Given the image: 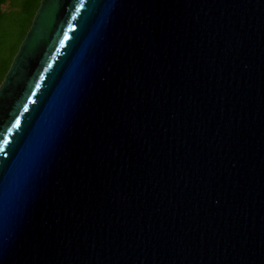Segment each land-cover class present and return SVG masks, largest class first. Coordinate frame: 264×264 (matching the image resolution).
I'll return each mask as SVG.
<instances>
[{"label": "water", "instance_id": "95a60500", "mask_svg": "<svg viewBox=\"0 0 264 264\" xmlns=\"http://www.w3.org/2000/svg\"><path fill=\"white\" fill-rule=\"evenodd\" d=\"M10 264H264V0H42L0 85Z\"/></svg>", "mask_w": 264, "mask_h": 264}, {"label": "trees", "instance_id": "16d2710c", "mask_svg": "<svg viewBox=\"0 0 264 264\" xmlns=\"http://www.w3.org/2000/svg\"><path fill=\"white\" fill-rule=\"evenodd\" d=\"M40 4L41 0H0V85L32 24ZM25 13L29 15V25L24 30L18 45L9 51L7 47L9 33L13 30L14 22Z\"/></svg>", "mask_w": 264, "mask_h": 264}, {"label": "rangeland", "instance_id": "374dc122", "mask_svg": "<svg viewBox=\"0 0 264 264\" xmlns=\"http://www.w3.org/2000/svg\"><path fill=\"white\" fill-rule=\"evenodd\" d=\"M29 20H30L29 15L25 13V15L23 14L20 15V17L14 22L15 25L13 27V30L10 31L9 37L7 40V47L9 51L18 45V42L20 41V38L22 37L24 30L29 25Z\"/></svg>", "mask_w": 264, "mask_h": 264}, {"label": "snow or ice", "instance_id": "6c2138e0", "mask_svg": "<svg viewBox=\"0 0 264 264\" xmlns=\"http://www.w3.org/2000/svg\"><path fill=\"white\" fill-rule=\"evenodd\" d=\"M0 264H10L9 258L2 251H0Z\"/></svg>", "mask_w": 264, "mask_h": 264}]
</instances>
